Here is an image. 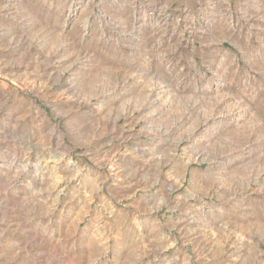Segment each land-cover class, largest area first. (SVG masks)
<instances>
[{"label":"rangeland","instance_id":"374dc122","mask_svg":"<svg viewBox=\"0 0 264 264\" xmlns=\"http://www.w3.org/2000/svg\"><path fill=\"white\" fill-rule=\"evenodd\" d=\"M0 264H264V0H0Z\"/></svg>","mask_w":264,"mask_h":264}]
</instances>
